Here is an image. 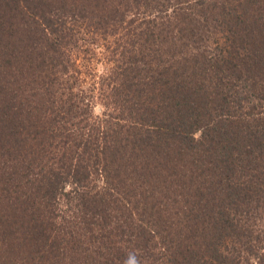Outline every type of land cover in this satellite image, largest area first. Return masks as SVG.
Segmentation results:
<instances>
[{
  "label": "trees",
  "instance_id": "16d2710c",
  "mask_svg": "<svg viewBox=\"0 0 264 264\" xmlns=\"http://www.w3.org/2000/svg\"><path fill=\"white\" fill-rule=\"evenodd\" d=\"M262 229L264 0H0V264H264Z\"/></svg>",
  "mask_w": 264,
  "mask_h": 264
},
{
  "label": "rangeland",
  "instance_id": "374dc122",
  "mask_svg": "<svg viewBox=\"0 0 264 264\" xmlns=\"http://www.w3.org/2000/svg\"><path fill=\"white\" fill-rule=\"evenodd\" d=\"M213 1L218 3L219 0ZM77 39H79L80 45L84 50L92 40H95V43L90 46L94 45L93 47H95L97 45L93 54H88L85 59L83 56H80L83 62H79L82 71L81 79L84 81L81 88L92 91L90 93L91 113L94 118L102 117L104 113L110 114L111 109L106 110L103 106L105 101L104 97L107 95L109 88L100 84L103 76H107L111 72L109 70L113 67V61L110 60V57L115 47V42L103 40L99 35L88 32L85 27H82L81 32H78Z\"/></svg>",
  "mask_w": 264,
  "mask_h": 264
}]
</instances>
